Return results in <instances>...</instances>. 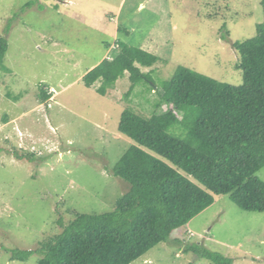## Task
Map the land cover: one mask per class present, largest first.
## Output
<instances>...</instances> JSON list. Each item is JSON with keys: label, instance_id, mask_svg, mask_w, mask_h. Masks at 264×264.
<instances>
[{"label": "rangeland", "instance_id": "obj_1", "mask_svg": "<svg viewBox=\"0 0 264 264\" xmlns=\"http://www.w3.org/2000/svg\"><path fill=\"white\" fill-rule=\"evenodd\" d=\"M26 1L0 0V36L8 42V71H0V264H36L38 254L20 261L12 252L36 250L59 234L60 218L67 225L73 213L112 211L127 191L110 174L134 144L117 130L120 114L141 113L152 98L138 87L135 105H128L126 77L104 97L80 84L111 58L116 42L167 61L142 70H161L152 77L155 88L179 65L238 84L232 44L250 38L263 21L260 0H228L229 9L215 19L206 17L213 0H39L21 11ZM41 84L51 94L42 104ZM257 176L264 182V167ZM194 244L232 264H264V213L243 212L228 196H215L168 242L131 264H212L188 251Z\"/></svg>", "mask_w": 264, "mask_h": 264}, {"label": "trees", "instance_id": "obj_2", "mask_svg": "<svg viewBox=\"0 0 264 264\" xmlns=\"http://www.w3.org/2000/svg\"><path fill=\"white\" fill-rule=\"evenodd\" d=\"M38 2L27 0L21 11ZM260 5L263 21L254 34L232 44L238 55V84L179 65L155 88L152 77L161 70H142L167 61L116 42L111 58L89 70L80 84L104 97L126 77L128 105L134 104L131 97L138 87L152 98L149 107L137 106L141 113L126 108L120 114L117 130L134 144L110 174L128 189L110 212H72L74 219L67 225L60 218L59 234L36 250L13 251L12 260L25 261L36 253L40 257L36 264H131L168 242L173 232L210 207L215 196H228L243 212L264 213V182L257 176L264 167V0ZM208 6L209 19L230 7L228 0H213ZM7 48L6 38L0 36V71L7 70L3 64ZM49 89L40 85V104L50 99ZM7 96L19 101V96ZM188 251L212 264H232L230 258L199 245Z\"/></svg>", "mask_w": 264, "mask_h": 264}]
</instances>
